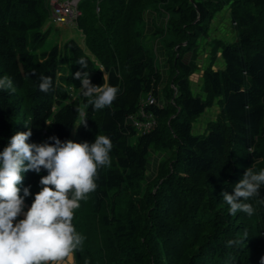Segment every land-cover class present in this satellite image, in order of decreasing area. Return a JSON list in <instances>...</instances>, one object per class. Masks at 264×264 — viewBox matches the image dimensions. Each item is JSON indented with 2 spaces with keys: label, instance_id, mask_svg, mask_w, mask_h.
I'll return each mask as SVG.
<instances>
[{
  "label": "trees",
  "instance_id": "1",
  "mask_svg": "<svg viewBox=\"0 0 264 264\" xmlns=\"http://www.w3.org/2000/svg\"><path fill=\"white\" fill-rule=\"evenodd\" d=\"M226 5L238 40L218 43L224 68L204 72L202 99L190 91L195 64L183 56ZM79 10L76 26L91 56L70 40V69L64 70L57 45L36 52L50 33L44 29L50 0H0V77L10 76L16 87L14 93L0 90V152L16 132L29 128V143L52 144V136L92 143L98 135L113 143L96 190L74 210L72 223L83 237L73 253L76 264H260L264 185L245 201L253 205L251 216L231 215L223 193L233 191L246 169H264V0H82ZM150 10L170 15L166 31L175 40L167 46L177 48L168 55L166 103L146 106L157 125L140 133L129 116L143 96L159 100L161 81L155 55L141 40ZM81 58L94 85L119 88L111 106L86 108L87 127L79 126L76 109L88 98L81 91L75 99L68 96L72 83L80 86L73 75ZM40 75L52 78L47 93L38 88ZM215 100L221 106L216 120L206 133L193 135L192 122ZM151 149L167 156L155 178L146 180ZM45 175V170L24 174L21 188L30 186L29 204ZM229 240L238 243L228 246Z\"/></svg>",
  "mask_w": 264,
  "mask_h": 264
},
{
  "label": "clouds",
  "instance_id": "2",
  "mask_svg": "<svg viewBox=\"0 0 264 264\" xmlns=\"http://www.w3.org/2000/svg\"><path fill=\"white\" fill-rule=\"evenodd\" d=\"M77 63L80 70L74 73L73 79L80 81L81 95L88 99L76 112L79 126L87 127L86 108L91 105L94 110H101L111 106L119 88L107 82L94 85L89 72L83 71L87 61L81 58ZM38 79L41 92L52 89L51 77L40 75ZM103 79H107L105 74ZM0 90L16 91L10 76L0 77ZM32 134L31 128L16 132L0 152V264H64L83 242L72 223L74 210L96 190L98 170L111 163L109 154L113 143L108 136L98 135L92 143L61 142L52 136L49 140L54 143L37 144L28 142ZM42 170L47 175L40 178V191L25 211V198L31 192L30 186L21 188L24 174L29 171L39 174ZM262 185L264 169L259 172L251 167L246 169L233 191L223 193L229 213L253 215V205L245 201L258 196ZM21 215L23 219H19ZM236 243L235 240L227 242L228 246ZM260 264H264V256Z\"/></svg>",
  "mask_w": 264,
  "mask_h": 264
},
{
  "label": "rangeland",
  "instance_id": "3",
  "mask_svg": "<svg viewBox=\"0 0 264 264\" xmlns=\"http://www.w3.org/2000/svg\"><path fill=\"white\" fill-rule=\"evenodd\" d=\"M154 15L149 11L145 14L146 23L143 29L142 43L155 55L156 66L161 74V81L159 83V98L161 103H166L163 92L171 87V73L169 65V53L175 51L167 46V43L175 40L174 36L166 31V27L169 21V14L166 11L154 12ZM48 28L50 33L46 39L37 49V54L48 52L52 47L57 45L61 50L63 58V69L69 70L70 65V48L69 41H76L83 49H85L82 32L75 25L71 24H58L52 21L49 17L44 24V29ZM238 40V35L235 29V25L232 21L230 11L226 5L223 9L215 14L211 20L209 29L205 35L200 36L197 39L196 45L189 52L184 54L183 59L186 62L192 61L195 64L193 73L189 76L190 91L193 96H199L205 98L204 93V72L211 70H220L224 68V62L221 57L222 47L219 42L233 43ZM88 55L89 52L84 50ZM91 56V55H90ZM71 92H69V99H75L77 93L81 91L80 86L77 88L72 83ZM69 89V88H68ZM148 96H143L142 101H146ZM221 106L217 102L207 107L206 110L197 116L192 122L191 132L193 135H201L206 133L207 125L210 121L216 120ZM136 137L130 138V142H134ZM167 152L165 150L151 149L148 158L147 177L146 180H152L156 176V171L160 161L166 158ZM31 206L25 198V211ZM23 219V215L19 217ZM74 254L66 258L64 264H76Z\"/></svg>",
  "mask_w": 264,
  "mask_h": 264
},
{
  "label": "built area",
  "instance_id": "4",
  "mask_svg": "<svg viewBox=\"0 0 264 264\" xmlns=\"http://www.w3.org/2000/svg\"><path fill=\"white\" fill-rule=\"evenodd\" d=\"M80 1L81 0H64L59 2L55 0L51 14L53 21L59 24L74 23L81 15L78 9ZM151 105L162 106L157 102L154 96L149 95L146 101H141L138 114L129 116L130 123L143 133L152 131L157 125L155 116L151 112L146 111V106L148 107Z\"/></svg>",
  "mask_w": 264,
  "mask_h": 264
},
{
  "label": "bare ground",
  "instance_id": "5",
  "mask_svg": "<svg viewBox=\"0 0 264 264\" xmlns=\"http://www.w3.org/2000/svg\"><path fill=\"white\" fill-rule=\"evenodd\" d=\"M122 175V174H121Z\"/></svg>",
  "mask_w": 264,
  "mask_h": 264
}]
</instances>
